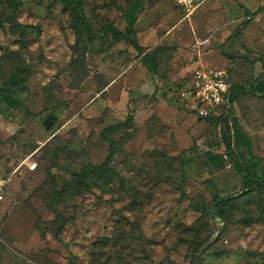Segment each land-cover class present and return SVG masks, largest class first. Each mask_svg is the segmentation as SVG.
Here are the masks:
<instances>
[{"label": "rangeland", "instance_id": "obj_1", "mask_svg": "<svg viewBox=\"0 0 264 264\" xmlns=\"http://www.w3.org/2000/svg\"><path fill=\"white\" fill-rule=\"evenodd\" d=\"M13 1L24 33L0 27V87L32 73L23 104L0 111V173L38 167L0 203V264H264V96L238 91L211 123L178 97L199 66L260 78L264 0H198L190 15L180 0Z\"/></svg>", "mask_w": 264, "mask_h": 264}, {"label": "built area", "instance_id": "obj_2", "mask_svg": "<svg viewBox=\"0 0 264 264\" xmlns=\"http://www.w3.org/2000/svg\"><path fill=\"white\" fill-rule=\"evenodd\" d=\"M183 10L188 14L196 9L198 0H180ZM182 104L189 111L196 113L199 119L226 118L231 116L235 107L233 89L229 76L224 71H214L203 66L196 68L186 85L178 93ZM226 167H230L229 156L223 154ZM26 165L29 171L37 169L38 164L26 159L23 163L8 173H0V203L11 195L14 179L20 174V169Z\"/></svg>", "mask_w": 264, "mask_h": 264}, {"label": "trees", "instance_id": "obj_3", "mask_svg": "<svg viewBox=\"0 0 264 264\" xmlns=\"http://www.w3.org/2000/svg\"><path fill=\"white\" fill-rule=\"evenodd\" d=\"M4 2V3H3ZM3 7V10L0 13V27L4 28L6 24H8L12 29H16L17 32L20 30L23 32V29H20V27L16 26L15 22V16L10 13L11 9H15L17 5H14L13 0H1L0 3ZM6 4V5H5ZM143 2L138 1L128 13L124 15L125 21L127 23V34L135 36V30L134 27L137 23V17L141 10L143 9ZM74 7L76 8V14L78 16H81V11L78 10L79 3L75 2ZM253 14H259V11L253 13ZM4 18L6 21H4ZM143 62L147 67L151 68L152 62H151V55L146 54L143 57ZM263 70H264V62L262 61ZM32 71L26 67H20L16 70V72L8 79V81L0 87V111L2 110L3 104H7L10 106H21L23 104V101L21 99V93H19L20 88L23 89L27 85V83L30 80ZM232 83V82H231ZM20 86V87H19ZM232 89H233V102L235 101V107H236V101H237V92L238 91H250L253 94H259L264 96V71L263 74L260 76L259 79L254 81L249 86H243V85H237L232 83ZM235 107L230 115L233 114ZM206 122H214L222 120V117L213 118V119H202ZM232 126L234 130V138L236 144L241 147L247 149L249 153L253 151V142L249 135L245 132L243 126L240 124L239 120L234 117L232 118ZM110 130H116V128H112ZM112 145V144H111ZM111 156L108 157L107 162L99 167H96L97 170L103 171L105 169V166H108V161H110ZM207 160L208 162L215 168L223 169L225 166V160L223 159V154H215L212 152L207 153ZM84 178V175H81V179ZM234 199L228 198V199H222L218 201L216 208H219V216H222V211L225 210L227 205ZM223 217V216H222Z\"/></svg>", "mask_w": 264, "mask_h": 264}, {"label": "crops", "instance_id": "obj_4", "mask_svg": "<svg viewBox=\"0 0 264 264\" xmlns=\"http://www.w3.org/2000/svg\"><path fill=\"white\" fill-rule=\"evenodd\" d=\"M200 67V66H199ZM204 67V66H203ZM188 83V82H187Z\"/></svg>", "mask_w": 264, "mask_h": 264}]
</instances>
